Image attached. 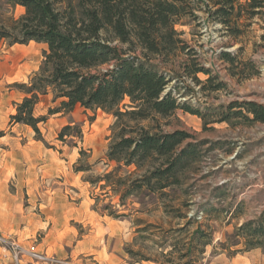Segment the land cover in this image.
I'll return each instance as SVG.
<instances>
[{"label":"rangeland","instance_id":"374dc122","mask_svg":"<svg viewBox=\"0 0 264 264\" xmlns=\"http://www.w3.org/2000/svg\"><path fill=\"white\" fill-rule=\"evenodd\" d=\"M193 9L194 16L186 19L189 24L177 28L184 31L182 38L198 52L204 65L211 67L213 73L218 72V80L226 85L218 91H201L191 77H179L184 57L178 56L163 67L171 78L166 91L180 85V91L188 92L180 100L190 101L203 112L206 106L234 100L264 103V17L254 18L249 27H243V35L234 38L208 17L202 6L193 3ZM23 12L20 8L0 10V20L17 18ZM240 46H244L240 59H252L259 68L257 75L243 80L240 75L231 76L228 64L218 57L221 51L238 52ZM43 51L42 44L9 46L0 40V147L13 145L18 136L35 137L33 129L12 124L11 115L16 112L15 102L23 97L14 84L28 82L39 70ZM240 66L245 68L243 64ZM198 78L205 80L207 76L199 73ZM52 99L53 96L43 99L36 113L47 114L50 106L59 103H53ZM127 103L128 97L122 108ZM159 122L165 131L182 129L194 136L189 141L198 143L196 160L186 165L181 184L167 189V196L137 192L124 197L123 202L124 185L115 192L110 185H104L107 181L97 182L116 166L106 160L115 123L112 114L78 106L60 121L41 124L47 144L60 153L71 173L54 178L45 173L43 191H19V205L1 208L4 212L9 210L3 223L13 221L16 215L21 223L18 232L10 229L6 235L18 236L24 244L35 241L40 250L61 258L72 257L93 264H204L208 255L220 251L234 255L248 250L245 241L236 244L232 234L243 222L264 212V123L247 124L236 118L234 124L217 121L206 129L201 117L182 109ZM64 123L81 124L84 137L58 140ZM81 148L86 150L83 156ZM87 165L89 170L75 171L76 166ZM134 169V166L124 168L120 176L135 178V174L128 175ZM8 184L14 194V179ZM234 210L238 212L236 217L231 215ZM111 212L115 215H110ZM189 220L192 222L187 224ZM198 226L206 231L207 237L200 241L196 238L193 255L181 259L180 249L188 248ZM261 240L258 248L264 253V237ZM0 251L12 259L1 246Z\"/></svg>","mask_w":264,"mask_h":264},{"label":"trees","instance_id":"16d2710c","mask_svg":"<svg viewBox=\"0 0 264 264\" xmlns=\"http://www.w3.org/2000/svg\"><path fill=\"white\" fill-rule=\"evenodd\" d=\"M193 3L202 6L207 16L234 38L241 37L243 27H249L254 18L264 17V0H0V10L18 6L24 9L17 18L0 20V40L9 46L32 41L47 45L39 70L28 82L14 84L23 97L15 102L11 123L31 127L35 138L50 148L40 126L50 116L70 114L78 106L102 109L115 117L106 160L116 166L97 182L107 181L104 185H110L115 192L124 185L122 202L137 192L167 196V189L181 184L182 171L196 160L199 150L198 143L189 141L192 134L182 129L165 131L160 119L182 109L201 117L206 129L217 121L234 124L236 118L247 124L264 123V103L256 100L209 105L203 112L190 101L180 100L188 95L180 91V85L166 91L171 78L163 67L178 56L184 57L179 77H191L201 91H218L226 85L218 80V72L204 65L198 52L182 38L184 31L177 28L189 24L186 19L194 16ZM243 50L244 46H240L238 52L226 50L218 54L228 64L231 76L240 75L241 80L259 73L252 59H240ZM199 73L207 78L199 79ZM48 94H52L53 103H59L50 106L47 114L38 115L36 107ZM127 97L129 103L122 108ZM83 137L78 123L66 124L57 135L63 142ZM85 154L81 148L80 155ZM131 166L135 169L128 175L135 174V178L120 176L124 168ZM89 169L90 165L75 167L76 172ZM231 215L236 217L238 212L234 210ZM195 231L188 248L180 249L181 259L193 255L196 238L200 241L207 237L200 226ZM232 237L236 244L244 240L248 250L260 247L264 212L243 222Z\"/></svg>","mask_w":264,"mask_h":264},{"label":"crops","instance_id":"0c3cea01","mask_svg":"<svg viewBox=\"0 0 264 264\" xmlns=\"http://www.w3.org/2000/svg\"><path fill=\"white\" fill-rule=\"evenodd\" d=\"M17 8H20L22 12L24 11L20 6ZM37 44L44 45V50L47 48L46 44ZM15 45L20 46L22 44ZM51 96L52 94L45 95L43 99ZM43 99L39 104L43 102ZM39 104L36 107V111ZM65 115L62 113L52 115L43 124L47 125L50 121L55 120L60 121L65 118ZM53 117H56V119ZM16 125L25 126L28 129L31 128L18 123ZM63 125H66V123ZM12 143L13 145L7 148L0 147V191L3 192L0 193V233L3 234H7L5 232L10 229L18 232L20 228L21 223L17 215L13 218L14 220L12 219L13 221H9L10 223H3V218L9 215V210L6 212L2 210L3 208L7 210L10 206L16 207V205L20 204L18 202L20 199L19 191H43L45 181L42 177L45 173L52 178L63 174L67 177L71 173L63 163L64 160L60 157V153L53 148L47 147L43 141L37 140L34 136L29 134L27 136H18L13 139ZM12 178L14 179V185L16 187L14 194L8 189V182ZM6 190H8V193H6ZM0 264H13V261L7 254L5 255L0 251ZM204 264H264V253L259 248L237 252L234 255H228L226 251H220L214 255H208L204 259Z\"/></svg>","mask_w":264,"mask_h":264},{"label":"built area","instance_id":"2783aa9c","mask_svg":"<svg viewBox=\"0 0 264 264\" xmlns=\"http://www.w3.org/2000/svg\"><path fill=\"white\" fill-rule=\"evenodd\" d=\"M0 246L10 254L15 264H93L88 260L61 258L56 254L40 250L35 241L24 244L18 236L10 234L0 233Z\"/></svg>","mask_w":264,"mask_h":264}]
</instances>
